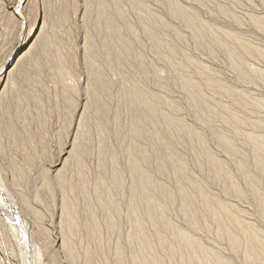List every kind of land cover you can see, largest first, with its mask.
I'll use <instances>...</instances> for the list:
<instances>
[{"label":"bare ground","instance_id":"1","mask_svg":"<svg viewBox=\"0 0 264 264\" xmlns=\"http://www.w3.org/2000/svg\"><path fill=\"white\" fill-rule=\"evenodd\" d=\"M135 2L138 4L134 5L131 2L135 11L139 14L147 12L146 7L142 6L139 0ZM24 4L25 0H19V6L14 9V14L21 20H24L22 11ZM92 4L93 17H89L90 20L93 18L91 23H94V33L88 39L86 46L90 103L83 108L78 106L75 96L78 88L74 85L62 86L63 91L69 95H64L63 107L59 112L60 128L55 134L58 135L56 136L58 142H63L64 136L67 135V137L63 142V149L58 155V160L53 166L56 173L53 178L54 183L48 178L50 174L40 175L43 192L51 194L53 184H55L61 194L62 210L59 216L61 235L57 248L66 255L68 264H127V255L121 245V240L127 242L129 254L130 252L133 254L129 264H212L213 262L228 264L224 259L213 254L206 255L202 242L182 232L168 217L171 205L174 206L172 199L175 198L174 193L180 198L182 210H189L193 207L194 194L195 199L201 202L204 209L206 208L207 217L216 221L214 222L217 224L218 236L227 239L230 248L234 251L245 248L246 262L264 264V235L261 236L255 228L240 223L238 217L230 213L221 201L210 195L197 181L198 179L193 177L188 158L181 154L180 148L184 147L198 166H201V162L209 164L212 173L208 178L213 177L215 180L222 181L227 191L238 198H245L241 189L235 184L233 174L226 170L222 161L208 151L204 141L205 129L201 127L196 130L176 117L179 108L167 96H157L154 99L147 95L145 85L140 82L139 78V82L134 78L129 79L128 84H124L119 93L115 91L111 72H118L120 55L123 53L126 55L125 52L131 46L128 44L129 41L121 43L124 40H121L122 33L118 29V22L127 24L130 21H126V15L122 11L123 7L121 9L122 5L120 6L117 0H92ZM168 5H171V11L175 17L183 19L189 25L195 22L193 13L183 11L170 2ZM62 18L63 21L66 19L63 7ZM90 20L85 21L89 24ZM140 20L144 21L142 17ZM149 20L155 29L152 28L153 31H149L150 39L154 42L153 45L159 44L161 39L156 32L157 29L167 32L169 27L159 18H149ZM44 26V23L40 26L36 25L34 30L23 35L24 26L22 25L16 47L0 69V98L8 90L11 79L20 71L19 69L23 73V78L26 79L29 74L28 70L36 67L37 57L35 55L27 59L30 62L28 66L23 64L26 61L24 57L36 46L39 47L40 56L45 55L47 58L52 57L58 60L54 75L59 83L63 82L68 70L71 69L68 66L67 54L59 49L58 37L56 34L44 35ZM206 33L210 35L215 44L228 53L232 65L237 70L247 69L236 60L238 49L243 53L250 52L245 44L236 42L235 45L231 42L235 40L231 35L214 34L212 28L206 26L194 33L195 41L201 42ZM135 38L133 40L138 39ZM163 46L157 48L159 56L161 55L162 60L167 64H173L179 54L177 49L171 44ZM139 56L135 57L136 62H134L138 72L154 70L153 65L145 66V62ZM128 64L124 65V69L130 72L132 69ZM121 70L123 69L119 71ZM137 70L133 67L132 72L135 73ZM208 75H201L204 86L214 90L217 95L222 94L221 86L218 82L211 80ZM258 76L264 79V75ZM153 77L156 76L153 75ZM123 81L126 80L123 79ZM176 81H180L183 88L187 90L192 108L195 107L201 111L205 118H222L226 122L235 120L232 115H224V106L208 101L202 96L200 91L202 84L198 86V83L190 78H179ZM155 84L162 88L167 85L160 80H157ZM117 97L125 100L121 108L116 107ZM11 98L4 103L7 109L19 108L18 101H14L17 98L13 97L14 100ZM24 116L21 128L15 129L8 126L3 131L10 140L8 149L0 143V156L8 161L13 173V182L17 183L14 184L17 199L15 198V201L6 193L2 188L3 182L0 183V191H2L0 198L5 203L9 214L10 212L16 213L18 205H21L26 213H30L28 215H34L35 218L40 219L31 210L25 189L30 182V172L38 165L41 158L46 156L49 140L45 126L49 118L46 114H42V118L38 116V123L33 130L30 128L32 120ZM123 118L127 120L123 122ZM5 123L12 124L13 122L8 116ZM111 133L122 143L129 141L126 146L128 156L124 170L119 168V157L116 152L105 145L107 136ZM214 137L220 144H232L231 138L224 133H217ZM242 142L254 148V165L250 169L244 161L239 162L238 170L248 182L249 191L258 200L261 207L260 212L264 216V203L262 202L264 194L257 181L251 176V170L264 174V138L249 136ZM230 154L238 157L241 151L232 148ZM170 171L176 177L175 192L155 177V175L161 177ZM126 173L129 175L128 180ZM127 183H129L128 187ZM40 190H38L39 193ZM36 200L39 201V197H36ZM123 208L127 210V216H123ZM194 215L191 210L186 213L187 218L185 219L193 220ZM219 215H225L227 224L217 220ZM7 221L11 222V220ZM36 221L39 222L38 219ZM11 225L17 229V222L14 225L12 222ZM23 236L28 240L32 238L28 229L24 230L21 237ZM179 251L185 253V257L181 256L180 262L179 255H177Z\"/></svg>","mask_w":264,"mask_h":264},{"label":"rangeland","instance_id":"2","mask_svg":"<svg viewBox=\"0 0 264 264\" xmlns=\"http://www.w3.org/2000/svg\"><path fill=\"white\" fill-rule=\"evenodd\" d=\"M117 1L120 6L122 5L121 9L123 7L125 10L122 9L126 15V21H130L132 24L130 22L127 24L118 22V29L122 33L121 40H124L121 43L129 41L128 44L131 46L125 52L126 55L124 53L120 55L118 65L123 70L119 71V69L117 73L111 72L116 87L115 91L119 93L122 86L128 84L129 79L134 78L138 82L141 80L140 82L145 85L146 94L150 97L155 99L157 96H167L173 100L179 108L176 117L180 118L186 125L196 130L201 127L205 129L203 132L204 141L208 151L222 161L226 170L233 174L234 182L241 189L245 198H238L227 191L222 181L215 180L213 177L208 178L212 173L211 166L206 162H201V166H198L188 151L181 147V154L188 158L193 177L198 179L197 181L210 195L221 201L230 213L237 216L240 223L255 228L261 236L264 235V216L260 212L261 207L258 200L249 191L248 182L238 170L239 162L244 161L250 169L254 165V148L247 143L243 144L242 140L245 141L249 136L264 138V79L258 76L264 75V0H139L142 6L147 9V12L141 14L132 7V3L138 4L135 0ZM169 2L176 4L183 11L193 13L195 22L189 25L183 19L175 17L171 11V5H168ZM18 6L19 0H0V69L8 61L16 47L22 25L24 26L23 35H26L34 30L36 25L40 26L42 23L45 25L44 35L56 34L58 37L59 49L67 54L68 66L71 69L69 68L70 70H68L63 82L59 83L54 75L58 60L52 57L47 58L45 55L40 56L39 47L36 46V49L33 48L26 55L27 57H24L26 61L23 63L28 66L30 62L27 59L35 55L37 57L36 67L28 70L29 74L26 79L23 78V73L19 69L20 71L11 79L8 90L0 98V143L5 146V149H8L10 144V140L3 132L8 126L15 129L21 128L22 120L26 115V118L32 120L30 128L34 130L38 123V116L42 118V114H46L49 118L45 126L49 140L46 156L41 158L38 165L30 172L29 185L27 188L24 187L31 210L40 219L35 218L34 215H28L30 213H26L21 205H18L16 213L10 212L11 214H9L5 203L0 198V264H68L66 255L57 248L61 235L59 216H61L62 204L60 190L57 185L53 184L51 194L43 192L40 175L43 173L50 174L48 178L51 180L50 182L54 183L53 178L56 173L53 166L58 160V155L63 149V142L67 137V135L64 136L63 142H58L56 140L58 135L55 134L60 128L59 112L63 107L64 95L68 94L63 91L62 86L74 85L78 88V93L75 95L78 106L83 108L90 103L88 95L90 87L89 64L86 46L88 39L94 33V23H91L93 18L90 20L89 17L92 16L93 4L92 0H25L22 9L24 20L14 14V9ZM62 7L65 11L66 22L61 20L63 19ZM140 17L144 21H141ZM149 18H159L169 27L167 32L158 29L156 31L162 44L159 41V44L153 45L154 42L150 39L149 33L155 29ZM86 19L90 20L89 24L85 21ZM203 26L212 28L214 34L227 33L231 35L235 39L231 42L235 45L236 42L245 44L250 52L243 53L238 49L236 60L249 70L246 68L243 71L237 70L232 65L228 53L221 46L215 44L208 33L205 34L201 42L197 43L194 33L200 31ZM124 31L126 32L124 33ZM133 37L138 39L133 40ZM164 42L165 44H163ZM170 44L179 53L173 64L164 62L157 51V48ZM137 55L145 62V66L153 65L154 70L138 72L135 67L136 63H134ZM125 64L130 65L129 67L132 69L130 72L126 68V70L124 69ZM133 67L137 72H132ZM203 74H209L211 80L218 82L223 90L222 94L217 95L214 90L204 86V80L201 78ZM153 75L159 78L153 77ZM121 76L126 81H123ZM179 78H190L198 83V86L202 84V90H200L202 96L208 101L224 106V115H232L235 120L226 122L222 118H205L201 111L195 107L192 108V103L188 100L187 90L183 88L180 81H176ZM157 80L166 83V87L162 88L155 84ZM13 97L17 99L14 100ZM9 98L15 102L18 101L19 108L7 109L4 103ZM117 98L116 107L121 108L125 104V100ZM8 116L12 119V124L5 123ZM125 120L127 118H123V122ZM217 133L226 134L231 138L232 144L218 143L214 137ZM107 137L106 147L116 152L119 157V168L124 170L128 156L126 146L129 141L126 140L127 143H122L113 133L108 134ZM232 148L241 151V155L238 157L231 156ZM0 171V183L3 182L2 188L14 200L17 199L16 186L14 185L17 183L13 182V173L9 168L8 161L3 156L2 158L0 156ZM251 171L252 178L257 181L264 194V174L255 173V170ZM125 175L128 180L129 175L127 173ZM155 177L175 192L177 182L172 171L161 177L157 175ZM128 185L129 183H127V187ZM1 194L2 191H0V196ZM174 196L175 198H172L174 206L171 205L168 217L182 232L200 240L206 255L213 254L224 259L228 264H250L244 258L245 248L234 251L230 248L227 239L218 236L216 221L214 220V222L207 217L206 208L204 209L201 202L195 199L194 194L193 207L189 210H182L180 198L175 193ZM36 197H39V201L36 200ZM262 202L264 203V195ZM191 210L195 214V218L186 220V213ZM122 212L124 213L123 216H127L125 208L122 209ZM7 220H11V222ZM217 220L221 223L227 222L225 215L217 216ZM12 222L13 225L17 222V229L12 227ZM25 229L30 231L31 240L25 239L24 236L21 237ZM241 239L244 240V237L241 236ZM121 245L126 251V261L129 264L133 254L131 252L129 254L127 242L121 240ZM177 255H179V262L181 256L185 257V253L182 251H179Z\"/></svg>","mask_w":264,"mask_h":264}]
</instances>
